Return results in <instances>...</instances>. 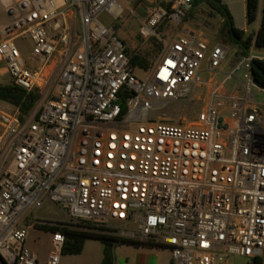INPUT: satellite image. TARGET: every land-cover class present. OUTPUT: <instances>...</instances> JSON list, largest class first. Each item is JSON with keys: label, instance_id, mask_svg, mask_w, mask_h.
<instances>
[{"label": "built area", "instance_id": "obj_1", "mask_svg": "<svg viewBox=\"0 0 264 264\" xmlns=\"http://www.w3.org/2000/svg\"><path fill=\"white\" fill-rule=\"evenodd\" d=\"M137 1L5 7L0 60L13 84L37 92L50 64L60 73L53 97L43 91L29 114L0 109V264H38L25 223L36 212L35 225L59 227L38 216L48 202L73 222L119 224L121 236L168 248L172 264H231L233 257L264 264V107L251 95L264 93L251 71L264 57L251 50L226 69L231 50L205 34L185 29L164 40L159 28L181 27L194 1L175 0L171 9L146 10L140 37L161 41L163 51L149 69L138 68L148 74L141 80L115 26L101 19L121 22ZM204 64L224 83H209L194 123L170 121L162 109L180 115L203 101L194 92L204 85ZM230 81L232 96L224 91ZM52 235L47 263L60 264L66 236Z\"/></svg>", "mask_w": 264, "mask_h": 264}, {"label": "rangeland", "instance_id": "obj_2", "mask_svg": "<svg viewBox=\"0 0 264 264\" xmlns=\"http://www.w3.org/2000/svg\"><path fill=\"white\" fill-rule=\"evenodd\" d=\"M175 0H159L158 4H161L164 7L171 9ZM169 5V6H168ZM201 8L202 11L199 10ZM146 17V11L144 8L143 0H138L137 2L130 4L127 6L124 12V19L119 21H114L108 14H102L101 19L108 23L113 24L117 31V37L119 40L123 41L128 48L129 54H138L142 56H146L150 62L151 66L157 61L160 54L163 51V44L161 41L157 39H153L150 41H144L140 37V30L142 26V21ZM7 21V17L4 18V22ZM202 22L204 26L208 29L207 37L211 39L213 43L222 42L220 38V29H221V18L219 15L213 11V9L208 4H202L199 7H195L187 13L186 18L181 27L175 28L174 26H170L165 23L163 26L159 28V34L164 40H168L172 35H178L183 32V30L187 29L185 27L186 22ZM75 25V23H74ZM78 28L81 29L80 23L78 22ZM1 39V35H0ZM231 50L229 54V60L225 64L224 68L231 69L236 63V48L232 46H228ZM23 53L25 59L31 68H33L36 64L31 58L30 48H23ZM150 66V67H151ZM5 67V63L0 60V70ZM149 69V68H148ZM204 73L202 75L203 78V87L197 88L194 92V96L200 97L202 96V102L198 103V108L186 107L180 115H171V110L169 108H164L161 110L162 115H168V119L173 122L185 121L186 123H194L196 121V115L199 110H201L205 106V98L208 96L210 88L208 87L209 83L213 80L215 83V87H220L225 79V75H212L208 72V67L204 64ZM147 70V69H146ZM146 70L136 69L135 75L141 79L146 80L148 78V74ZM60 73L59 67H53L52 64L42 72L40 84L42 87L37 89V94L42 98V92L48 96V98H52L54 95L58 75ZM0 83L1 85H9L12 84V79L9 75H3L0 71ZM224 91L228 96H232L235 94V81H230L225 84ZM252 97L256 100V102L264 107V93H261L255 89L251 91ZM41 100V99H40ZM39 102H37L36 107ZM0 109L13 112L16 110V107L0 100ZM35 213L29 214L28 219L25 223L26 226L30 227L27 244L28 247L37 254L38 256V264H48V259L50 254L54 251L52 244V232L46 231L44 229H40L35 225ZM38 216L42 219L51 220L53 222H57L60 228L63 227H74L83 225L81 223L73 222L68 217L67 214L63 211V209L55 204L48 202L46 203L40 210H38ZM87 225V224H85ZM131 230H135V226L130 227ZM111 230H114L116 234L122 235L124 232V228L116 224L111 227ZM96 245L97 247H102L104 250L103 244L100 242L90 243ZM70 258V257H69ZM68 257L65 258L62 256L60 264H85L81 260L71 261ZM100 264V262L96 263ZM231 264H250L249 259L245 257H233L231 259Z\"/></svg>", "mask_w": 264, "mask_h": 264}, {"label": "trees", "instance_id": "obj_3", "mask_svg": "<svg viewBox=\"0 0 264 264\" xmlns=\"http://www.w3.org/2000/svg\"><path fill=\"white\" fill-rule=\"evenodd\" d=\"M202 4H208L213 11L223 19L220 29V38L223 44L236 48L235 64L245 57L250 56L252 46L264 50V7L260 29L257 33H247L236 27L233 14L227 5L222 3V0H194L191 10ZM259 10L260 0H246L247 22L250 27L257 22ZM129 56L133 68H150L151 62L146 56L138 54H129ZM251 71L254 81L260 87L264 88V60L253 59ZM39 98L37 92H27L13 83L9 85H0V100L15 106L23 115L29 114L35 108ZM37 227L49 232H61L66 236V243L62 252L64 256L81 254L88 240L100 241L104 246L102 264H115V248L118 245L165 248L163 246L144 243L133 238L118 235L114 230L97 227L92 223L77 226L78 228L69 226L60 228L40 225ZM249 261L250 264H263L260 258L251 259Z\"/></svg>", "mask_w": 264, "mask_h": 264}, {"label": "crops", "instance_id": "obj_4", "mask_svg": "<svg viewBox=\"0 0 264 264\" xmlns=\"http://www.w3.org/2000/svg\"><path fill=\"white\" fill-rule=\"evenodd\" d=\"M11 1L12 0H0V28L5 23L4 18L7 17L5 7L9 5ZM158 1L159 0H143L145 11L151 5H158ZM222 3L227 5L231 13L233 14L237 28L246 31L247 33L258 32V30L261 27L264 0H260L259 17L257 22L251 27L248 25L247 22L246 0H222ZM199 10L202 11L201 8H199ZM69 15L72 18V20L73 18H75L73 12H71ZM222 22L223 19L221 18V23ZM185 27L191 32L205 34L206 37L208 36L207 35L208 29L204 26V23L202 22L188 21L185 23ZM208 40L212 44H215L211 39ZM216 44H223V43L217 42ZM226 46L228 47V45ZM251 50H254L252 52L254 56L264 57V50L257 49L254 46H252ZM0 71L2 72L3 75L6 74L9 75L6 67L2 68ZM93 242H100V241L88 240L81 254L67 255V256H64L62 254V256L65 258L70 257L71 259L70 258L69 259L72 262L76 260H81L85 264H96L98 262L102 264L103 248L101 246L97 247L96 245L90 244ZM115 264H172V252L168 248H148V247H135L130 245H118L115 248Z\"/></svg>", "mask_w": 264, "mask_h": 264}, {"label": "water", "instance_id": "obj_5", "mask_svg": "<svg viewBox=\"0 0 264 264\" xmlns=\"http://www.w3.org/2000/svg\"><path fill=\"white\" fill-rule=\"evenodd\" d=\"M220 121H222V120H220Z\"/></svg>", "mask_w": 264, "mask_h": 264}]
</instances>
